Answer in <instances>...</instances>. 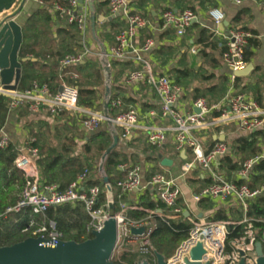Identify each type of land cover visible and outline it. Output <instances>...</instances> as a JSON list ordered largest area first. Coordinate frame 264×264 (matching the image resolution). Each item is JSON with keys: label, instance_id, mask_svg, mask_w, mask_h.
I'll use <instances>...</instances> for the list:
<instances>
[{"label": "built area", "instance_id": "obj_1", "mask_svg": "<svg viewBox=\"0 0 264 264\" xmlns=\"http://www.w3.org/2000/svg\"><path fill=\"white\" fill-rule=\"evenodd\" d=\"M42 3V0H39ZM113 16L126 18L127 27L117 36L116 45L109 52L101 53L103 70L106 78L109 79L111 71V61L113 59L124 60L134 57L140 64L141 69L131 71L127 75L129 83L147 82L155 90L160 111H150L148 116H160L162 119L170 120V126L151 127L148 132V142L151 146L161 148L173 135L177 152L183 153V162L180 174L175 178H169L164 174H154L148 184H145L141 177V166L136 165L130 169L124 180L117 182V186L124 192L130 193L135 190L153 189L158 200L166 207L171 208L170 214H165L161 209L149 211L150 216L141 220H134L127 217V211L137 209L123 205L116 213L118 226L117 248L119 250L124 244H137V252L147 259L153 255L151 245V234L153 232V215L163 218H181L190 223L191 229L188 237L177 247L175 253L166 258L167 264H186L185 258L189 257L190 251L198 243H202L205 250L201 262L209 264H238L242 258L246 264H257L256 243L260 242L264 249V228L259 230L250 223L245 235L233 241L229 248L228 232L230 225L248 222L246 217L249 209V202L261 193L264 187L252 190L247 184H238L229 180L219 167L221 160L230 152L228 143L216 140L215 143L207 147L202 140L203 132L220 126L235 124L245 133H253L264 126V109H261L256 102L244 93L234 91V85L226 94L225 98L210 106L204 98L196 99L190 111H185L179 107V99L182 88L177 85L168 75H156L145 54L150 52L156 42L153 38H148L143 45H135V39L147 26L145 16L138 12L130 11L129 0H105ZM235 4H242L246 0H231ZM65 4L56 2L53 11L60 18H66L68 23L76 24L81 32V43L85 49L76 54H68L60 61L63 68L73 67L82 63L90 53L86 46L87 29L89 26V5L93 0H64ZM43 4V3H42ZM212 20L216 24L224 21L225 15L220 9H212L209 12ZM198 19L197 14L186 9L181 12L166 10L162 14V21L165 27L173 28L179 36H184L192 23ZM253 35L244 29H236L226 36L227 47L223 54L224 62L232 71V82H235V72L241 71L248 65L245 60L246 48ZM1 72V69H0ZM74 78H77L75 75ZM0 94L10 97L9 109L16 111L21 106H27L28 111L33 115L42 113L51 116L60 115L65 110H71L78 116L83 127L88 132H94L101 128L102 124H109L117 131L121 129L122 137L128 138L134 130L140 126L141 115L135 108L122 110L121 100L111 102V96H106L105 104H108L105 112L99 113L95 110L86 109L79 105V87L71 84H63L59 91L53 92L47 84L34 82L33 86L26 90L9 91L0 86ZM119 110L112 115L111 111ZM199 110V112L196 111ZM219 135H217L218 137ZM35 140L29 139L24 149L14 160V165L24 172L26 183L21 191V196L15 205L6 209L5 215L21 213L26 209L31 210L35 215L44 214L53 206H60L68 203H81L86 212L91 217V231H100L109 218L108 200L101 202V186H86L89 178L88 171L80 174L75 181L65 189L61 190L55 184H42L40 172L36 162L38 148L34 145ZM11 144L10 136L1 130L0 148H8ZM264 158L258 155L243 161L237 170L239 179H247L256 164ZM125 166H122L124 168ZM198 171L202 178H207L209 184L202 187L199 192L193 194L196 202L202 199H227L234 198L240 202L244 219L240 222H230L224 220H207L205 218L196 219L191 211V207L180 205L182 196L180 179L186 178L189 174ZM105 187V186H104ZM37 223L32 219L23 228L24 233H31L32 237H42L47 240H63L62 234L57 231L55 223L36 227ZM145 228L143 234H132V228ZM156 262V257H154Z\"/></svg>", "mask_w": 264, "mask_h": 264}, {"label": "trees", "instance_id": "obj_2", "mask_svg": "<svg viewBox=\"0 0 264 264\" xmlns=\"http://www.w3.org/2000/svg\"><path fill=\"white\" fill-rule=\"evenodd\" d=\"M42 1V8L31 15L22 27L23 43L19 57L20 59L30 58V60L22 62L19 89H29L34 82L47 84L53 92H57L63 83L76 85L79 87V105L86 109L101 111L104 104V77L100 61L91 58L73 67L63 68L60 66V61L64 56L76 54L81 49L84 51L80 43L81 32L76 24H70L66 18L59 16V20L63 21V26L54 28L55 23L52 17L54 4L56 2L65 4L64 0ZM189 8L195 11L194 7ZM126 27L120 28L117 36ZM249 41L252 42L253 40L250 39ZM198 44L200 45L198 54L209 58L212 55V50L217 48V39L212 32L203 29ZM208 49H211V52H208ZM225 51L226 47L221 49L220 54L223 55ZM251 55L246 49L245 60L247 63L250 62ZM214 63L216 64V61ZM170 74L177 84H183V80L191 76L190 70L179 68L172 69ZM75 75L77 78H74ZM239 80L240 78L237 77L235 82ZM198 91L197 89L196 92ZM196 96L198 98L199 94ZM115 100L118 99L112 96L111 102ZM9 102L10 97L8 95L0 94V132L10 112ZM207 102L211 106V102L208 100ZM123 110L125 109L123 108ZM16 111L19 115L25 112L31 114L27 106H21ZM118 111L114 109L111 114L115 115ZM66 114L68 113L64 111L54 117L49 114L43 116L46 120H41V122L45 126H50V120L58 121L55 134H52L53 131L48 127L45 133L42 132V127H39V132H37L34 130L35 123H26L29 135L35 138L34 145L39 150L36 162L41 183L55 184L61 190H65L80 174L88 171L89 178L86 186H101V202L105 203L107 192L99 172V162H101L106 150L112 145L113 136L108 131L96 132L86 138L83 146H79L77 136L70 128H67L68 124H65L63 128L61 126L63 124L59 122L61 118L67 116ZM75 118L78 119V116L75 115ZM260 137L263 139L262 141L259 140ZM262 146H264V129L234 139L229 145L230 153L221 160L219 169L227 170V178L233 182L247 184L252 190L262 189L264 187V158L256 164L247 179H236L232 175L241 167L244 160L262 155ZM18 154L19 150L12 143L8 148H0V247L11 246L32 237L31 233L22 231L32 219L37 223L35 228L54 222L57 231L62 234V239L65 241L83 242L91 238L93 236L90 228L91 217L81 203L53 206L42 215H35L29 209L21 213L4 214L8 207L16 204L26 183L24 172L14 165V160ZM133 156L134 154L114 150L104 162V172L113 187L117 211L125 204L128 195L117 186V182L124 180L128 174L125 168L121 170L119 166L130 158H134ZM132 160L137 163L138 159ZM197 176L198 172H195L194 177ZM198 178L202 180L200 175ZM131 205L136 206L137 209L128 210L127 217L134 220L148 218L150 216L149 211L156 209L163 210L165 214L172 212L171 208L155 201L148 193L143 194L136 204L131 203ZM234 214L235 217L230 218L225 210L219 209L213 219L230 222L244 219L241 211L235 210ZM246 217L249 219L248 222L229 226V248L233 241L245 235L250 223L259 230L264 228V193L259 194L249 202ZM151 220L154 226L150 238L153 254L154 251H158L166 258L171 257L177 247L188 237L191 224L181 218L169 219L158 215H153ZM131 249V245L124 244L119 250H116L113 256L114 262L138 264L145 258ZM154 257L150 255L146 258L153 263Z\"/></svg>", "mask_w": 264, "mask_h": 264}, {"label": "crops", "instance_id": "obj_3", "mask_svg": "<svg viewBox=\"0 0 264 264\" xmlns=\"http://www.w3.org/2000/svg\"><path fill=\"white\" fill-rule=\"evenodd\" d=\"M42 3L39 0H26L20 8V1L13 10H18H16L18 13H16L17 15L14 18L15 21L23 27L29 17L42 8ZM93 3L97 22L94 29L89 5L90 17L86 46L90 50V53L82 63L86 59L97 56L102 65L104 104L101 111H95L99 113L105 112L106 91L107 86H109L110 96H115L121 100L122 110L123 108L125 110L135 108L139 111L141 115L140 126L126 139L122 137L120 128L115 131L109 124H102L99 130L88 132L83 127L81 121L75 118L76 114L74 112L65 110L68 114H66V117L61 118L64 121L62 122V127L64 128L65 124H68V127H66L75 133L79 146H83L86 138L96 132L108 131L113 138L114 135L119 136V143L114 150L125 152L126 154H134V158H130L124 164L120 165L119 168L121 170L125 168L129 173L133 166H141V177L145 184H148L154 174H164L169 178H175L180 174L187 155L184 156V153L179 154L177 152L173 135H169L167 143L161 148L151 146L148 142V132L151 127L170 126L171 121L162 119L160 116H148L150 111H160L158 96L149 83L146 81L129 83L127 81V75L131 71L141 69V64L134 57H129L124 60L113 59L111 61L109 79L106 78L103 70L101 53L109 52L116 45V37L119 29L127 26V20L122 15L113 16L104 0H93ZM189 7H194V12L197 14L198 19L192 23L184 36H179L173 28L164 26L162 21L164 11L171 9L181 12L190 9ZM128 8L130 11L143 14L148 22L147 26L135 39V45H143L148 38H153L156 42V46L145 54V58L151 64L153 72L156 75H168L177 84L176 80L171 77V70L175 68L190 70L191 76L183 80V84H177L182 88V94L179 99L180 108L185 111L192 110V104L198 98H204L206 101H210L211 106L217 104L225 98L231 86L234 85L235 92L246 94L261 109H264V0H246L240 5L235 4L231 0H129ZM215 8L222 10L225 15L224 21L220 24H216L209 15L210 10ZM5 14H0V23ZM52 17L55 23L54 28L63 26V21L59 20V17L54 11H52ZM225 22H228V24L225 25ZM244 28L248 29L247 31L253 35L251 38L253 41H249L246 48L250 55L252 54L248 64H252L253 68L249 74L239 77L240 80L233 83L231 79L232 71L224 62L223 55L220 52L221 49L227 47L225 37L233 30ZM203 29L212 32L217 39V48L212 50V55L209 58L202 57L198 54L200 51L198 39ZM81 47L85 49L82 43ZM208 50V52H211V49ZM80 52H82V49ZM213 60L214 62L216 61V64ZM208 69H210V73L204 74ZM192 79L198 82V84L193 87H187L184 82L186 80H190L189 82H191ZM197 89L199 90L198 92H196ZM197 94H199L198 98H196ZM45 114L31 115L43 117L46 116ZM25 129L27 130L26 126L20 120L18 111H10L2 130L10 136L11 143L19 151L24 149L26 142L32 138ZM263 129L264 126L260 130ZM201 134L205 145L210 147L217 140V135L225 136V140L223 141L230 145L234 139L241 136H248L251 133L242 132L237 125L229 124L207 130ZM33 139L35 140V138ZM259 140L262 141L263 139L260 137ZM142 144L145 146L140 148L139 146H142ZM262 147V155L264 156V146ZM163 158L172 160V165H163ZM132 159H138L137 163ZM122 166L125 167L122 168ZM219 170L228 177L227 170ZM99 172L102 176L101 171ZM195 172L191 173V176L188 175L186 178L180 179V185L182 187V196L179 200L180 205L186 206L188 204L196 219L205 218L207 220H215L213 216L219 209L225 210L230 218L235 217V210L241 211L244 216L240 202L234 198H227L225 200L221 198H205L199 202L193 199L195 201V208H193L188 199V195H191L193 198V194L199 192L202 187L209 184V180L206 177L199 180L198 177L201 172H198V176L195 178ZM232 175L236 179H239L237 177V171L233 172ZM146 193L155 201L160 202L153 189L148 188L127 193V199L123 205L133 207L131 203L136 204L139 198ZM230 201L233 202L231 203ZM129 245H132V247L137 246V244Z\"/></svg>", "mask_w": 264, "mask_h": 264}, {"label": "water", "instance_id": "obj_4", "mask_svg": "<svg viewBox=\"0 0 264 264\" xmlns=\"http://www.w3.org/2000/svg\"><path fill=\"white\" fill-rule=\"evenodd\" d=\"M21 1L20 8L26 0H0V14H5L0 23V79L4 89L15 91L19 88L22 76V62L30 58L20 59L19 51L23 43L22 26L15 21L16 13H12L15 6ZM19 8V9H20ZM12 11L11 13H9ZM91 21L93 28L97 22L94 3L90 2ZM196 21V20H195ZM194 21V22H195ZM225 25L228 22L224 23ZM35 60V59H33ZM253 65L248 64L245 69L235 72V77H242L252 70ZM110 95V87L107 86L106 96ZM108 104H105L107 109ZM199 112L198 109H196ZM216 139L225 140V136ZM113 144L102 156L100 171L107 192L109 205V218L105 221L100 231H93L92 237L83 241H51L42 237H29L24 241L11 246L0 247V264H118L114 262L113 256L117 248L118 226L116 221V202L113 187L108 176L103 173L104 162L114 151L119 143V136L114 135ZM184 153V152H183ZM162 164L171 166L172 160L163 158ZM132 234L139 235L145 232V228H132ZM205 250L202 243H198L190 251L189 257L185 258L186 264H209L201 262ZM257 264H264V249L260 242L256 243ZM155 264H167L166 257L154 251ZM138 264H153L148 259H143ZM238 264H246L245 259Z\"/></svg>", "mask_w": 264, "mask_h": 264}, {"label": "rangeland", "instance_id": "obj_5", "mask_svg": "<svg viewBox=\"0 0 264 264\" xmlns=\"http://www.w3.org/2000/svg\"><path fill=\"white\" fill-rule=\"evenodd\" d=\"M17 10V9H16ZM16 10L15 11H13L12 13H15L16 12ZM18 11V10H17ZM7 14V13H6ZM93 60H97L98 59V57L97 56H94V57H91ZM210 73V69H208V70H206L205 71V73L204 74H209ZM190 80H186L185 82H184V84L187 86V87H190V86H195L196 84H198V82H196L195 80H193L192 79V81L191 82H189ZM19 117H20V120L23 122V125H25L26 126V123H28V122H30V123H35V125H34V130H36L37 132H39V127L41 128L42 127V132L43 133H45V130H46V128L48 127V128H50L53 132H52V134H55V128H56V124H57V122L58 121H53V120H50V126H45V124L44 123H42L41 122V120H46V118H43V117H39V116H32L31 114H28V113H21L20 115H19ZM59 122H64L63 120H60ZM62 126V125H61ZM60 126V127H61ZM27 128V127H26ZM26 130V129H25ZM26 132L28 133L29 131H28V129L26 130ZM47 132V131H46ZM82 133V132H81ZM81 135V134H80ZM236 135L238 136V134L236 133ZM29 136V135H28ZM79 137H81V136H79ZM143 146H145L144 144H142V146H139L140 148L141 147H143ZM101 163H102V160H101V162H99V171H100V165H101ZM102 173V172H101ZM103 173L105 174V172H104V170H103ZM189 176H191L190 174H189ZM185 189V188H184ZM186 190V189H185ZM188 199H189V201H190V203H191V205H192V207L193 208H195V201L193 200V198L191 197V195H188ZM231 203L233 202V201H230ZM190 223H191V221H190ZM131 250H133V251H136L137 250V246H134V247H132V245H131ZM153 263H156L155 262V260H153Z\"/></svg>", "mask_w": 264, "mask_h": 264}]
</instances>
